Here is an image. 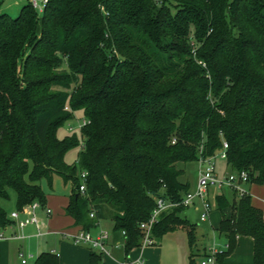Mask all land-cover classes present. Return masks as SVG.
<instances>
[{
  "label": "trees",
  "instance_id": "obj_1",
  "mask_svg": "<svg viewBox=\"0 0 264 264\" xmlns=\"http://www.w3.org/2000/svg\"><path fill=\"white\" fill-rule=\"evenodd\" d=\"M37 10L27 0L12 18L0 5V226L11 222L2 202L11 192L17 210L45 207L41 181L52 189L57 174L72 184V224L111 219L128 254L156 199L178 204L190 190L186 164L223 141L231 172L264 185V0H46ZM76 109L86 120L79 135L58 138ZM246 191L217 196L215 230L228 244L219 264L239 237L252 240L251 264H264V215ZM185 208L165 211L152 232L185 228L197 264ZM101 254L91 251L89 264ZM35 264L58 257L42 252Z\"/></svg>",
  "mask_w": 264,
  "mask_h": 264
},
{
  "label": "rangeland",
  "instance_id": "obj_2",
  "mask_svg": "<svg viewBox=\"0 0 264 264\" xmlns=\"http://www.w3.org/2000/svg\"><path fill=\"white\" fill-rule=\"evenodd\" d=\"M26 1L27 0H0L1 10L7 12L10 17L14 18L17 16L22 4ZM37 12L40 16V11L37 10ZM83 120L84 116L82 109L74 110L72 112V117L57 127L56 136L58 138H63L66 135H71L74 133L79 135L81 128L79 124H81ZM69 127H72L73 130H70ZM79 151V145L67 150L64 156L65 162L70 165L76 164ZM215 162L216 172L219 177H222L225 171L224 161L221 158L216 157ZM197 169L198 164L194 161L186 164L185 170L192 186L196 182ZM41 186L45 194L49 195L53 193L56 196H60V198H65L70 193L72 184L70 182L65 183L60 175L53 174L52 189L49 188L45 180L41 181ZM221 190L224 195L228 197L231 196L230 187L224 186L221 188ZM250 194L254 204L262 209L264 215V185L252 184L250 186ZM209 201L212 206V211L206 221L199 220L200 207L197 211L193 210L192 207H189L185 210V213L188 215L189 219L197 225L196 243L194 247V251L197 253V257L208 248V245L211 241L216 240L217 242H220V244H222L224 240V238L222 237H217V233L215 230L218 226L220 211L217 208L214 196L211 193L209 195ZM2 202L6 209L9 211L14 207L15 204L14 193L11 192L10 199ZM195 203L197 206L200 205V202H198V200H195ZM38 211L41 215H43L44 211L42 208H40ZM13 227L17 228V225L15 226L9 223L5 226H0V264H8V261L11 260L13 261L12 264H20V260L22 259V257L19 256L18 252L14 251L15 245L17 249L20 242L10 240L11 230L13 229ZM95 229H102L103 231L112 232L113 222L109 218L101 219ZM26 231H34V226L27 227ZM202 234L204 236H207L209 241L205 245L203 244V240L201 237ZM30 240L34 241L35 238L32 237ZM143 249H145L146 253L143 254L142 257L147 260V264H189V238L186 229L183 227H176L175 229L165 233L160 239H155L154 244L146 245ZM140 250V248H134L129 252L130 254L138 255ZM27 255L28 254L25 253L26 260L29 259L27 264H33L34 258H28ZM251 255L250 240L247 238H243L240 242V246L232 251V253L229 255V258L232 262L246 264L251 260ZM197 257H195V259Z\"/></svg>",
  "mask_w": 264,
  "mask_h": 264
},
{
  "label": "built area",
  "instance_id": "obj_3",
  "mask_svg": "<svg viewBox=\"0 0 264 264\" xmlns=\"http://www.w3.org/2000/svg\"><path fill=\"white\" fill-rule=\"evenodd\" d=\"M30 2L35 8L41 11L46 0H30ZM85 123L86 120L84 119L82 123L79 124V126L81 127ZM69 129L73 130L72 127H69ZM227 147V142L223 141L221 150L215 156L208 158L199 157L197 160L198 169L195 187L188 190L183 195L181 201L178 204L167 202L162 198L156 199L155 207L151 211L149 218L139 224V227L143 233L140 246H146L155 243V238L152 232L154 224L158 221L161 214L177 205L189 207L195 203V200H198L200 202L199 220L206 221L212 211V206L208 196V190L211 187L221 189L224 186H228L231 189H234L238 194L247 193L244 185L248 181V175L245 170H241L240 172L236 173L229 172L224 174L222 177H219L216 173L215 158L219 157L221 159H225ZM86 177L87 172L85 170H81L79 172V190L81 192H84L85 190ZM40 208H42L47 215L51 213V209L48 206L43 207L38 201H33L26 205L22 210L15 209L11 211L9 213V217L16 222V225L19 229H22L29 224L38 225L39 217L37 211ZM37 234H41V231H38ZM121 234L124 236L125 232L121 231ZM64 235L69 236L75 244H85L92 249L98 250L102 254L108 253V233L106 231L100 230L96 233H93L91 230L78 229L72 234L64 233ZM227 246L228 244L225 242L220 244V242H217L216 240L211 241L208 245V248L195 259L196 263L219 264L217 261V255L221 251L225 250ZM19 256L22 257V263L26 262V258L22 252H19ZM135 264H145V262L142 259H137Z\"/></svg>",
  "mask_w": 264,
  "mask_h": 264
},
{
  "label": "crops",
  "instance_id": "obj_4",
  "mask_svg": "<svg viewBox=\"0 0 264 264\" xmlns=\"http://www.w3.org/2000/svg\"><path fill=\"white\" fill-rule=\"evenodd\" d=\"M224 161L225 171L223 174H227L231 172V169L228 167V165L225 162V159H222ZM197 163V162H196ZM217 173V172H216ZM189 179V178H188ZM190 189H193L195 187L196 182L194 185H191L190 179ZM252 184L248 183L244 185V187L250 192V186ZM217 190V191H212ZM213 194L216 206H217V196L224 194L221 189L211 187L208 190V196ZM47 200L46 205L51 209V213L47 215L45 212H43V215L37 211L38 217H39V224H29L23 227L22 229L14 228L11 230V237L10 240L19 241V246L14 251L22 252L25 256V253H27L28 258H34L33 264H35V260L37 256L42 252H52L57 255L58 257V264H89V255L91 251H95L100 253L96 249L90 248L88 245L85 244H75L73 240L67 236L64 235V233H74L79 228L77 226H74L72 223V219L65 214V207L68 202V196L65 198H60V196H56L55 194H46ZM232 196V195H231ZM231 196H227L228 199L231 198ZM199 202V201H198ZM193 210H198L200 205L197 206L196 203H194L192 206ZM187 207V208H189ZM185 208L183 212L181 213L182 216H185L190 222H192L188 215L185 213ZM15 210V206L11 208L8 212ZM44 211V210H43ZM220 218H221V212H220ZM219 218V220H220ZM10 224L16 226V222L11 219ZM29 226H34V231H26V228ZM31 229V228H30ZM29 229V230H30ZM102 229H92L91 231L93 233H96ZM197 230V225H196ZM38 231H41V234H37ZM108 240H107V246H108V253L107 254H101V262L100 264H135V261L137 259H142L145 264H147V260H145L142 256L146 253L144 246H136L134 248H140L139 254H125L124 252V237L119 232H108ZM35 238L34 241L30 240L31 238ZM202 240L203 244H207L208 238L207 236H204L202 234ZM243 238H247L250 240L251 245V254H252V240L248 237H239L237 245L235 248H238L240 246V242ZM157 240V239H156ZM132 248V249H134ZM131 249V250H132ZM130 256V257H129ZM133 256V257H131ZM28 260L26 262L22 263L20 260V264H27ZM225 264H241V263H235L232 262L229 256H227L224 260ZM13 261H8V264H12ZM252 263V255L251 260L248 261L246 264Z\"/></svg>",
  "mask_w": 264,
  "mask_h": 264
}]
</instances>
